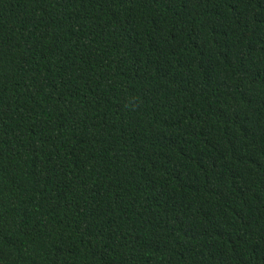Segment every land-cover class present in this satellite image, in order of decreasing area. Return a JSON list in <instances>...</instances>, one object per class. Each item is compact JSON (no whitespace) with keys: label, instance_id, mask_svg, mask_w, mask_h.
I'll return each instance as SVG.
<instances>
[{"label":"trees","instance_id":"1","mask_svg":"<svg viewBox=\"0 0 264 264\" xmlns=\"http://www.w3.org/2000/svg\"><path fill=\"white\" fill-rule=\"evenodd\" d=\"M0 264H264V0H0Z\"/></svg>","mask_w":264,"mask_h":264}]
</instances>
